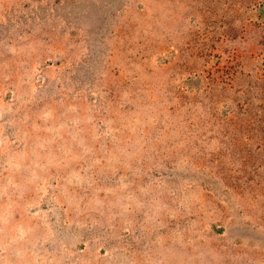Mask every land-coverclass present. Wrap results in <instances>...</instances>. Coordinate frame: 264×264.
I'll list each match as a JSON object with an SVG mask.
<instances>
[{
	"label": "rangeland",
	"instance_id": "obj_1",
	"mask_svg": "<svg viewBox=\"0 0 264 264\" xmlns=\"http://www.w3.org/2000/svg\"><path fill=\"white\" fill-rule=\"evenodd\" d=\"M0 264H264V0H0Z\"/></svg>",
	"mask_w": 264,
	"mask_h": 264
}]
</instances>
